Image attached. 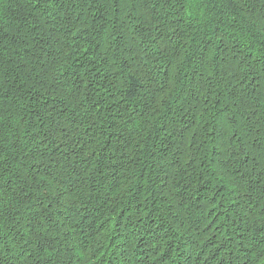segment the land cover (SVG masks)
I'll return each mask as SVG.
<instances>
[{
  "label": "trees",
  "instance_id": "16d2710c",
  "mask_svg": "<svg viewBox=\"0 0 264 264\" xmlns=\"http://www.w3.org/2000/svg\"><path fill=\"white\" fill-rule=\"evenodd\" d=\"M0 264H264V0H0Z\"/></svg>",
  "mask_w": 264,
  "mask_h": 264
}]
</instances>
